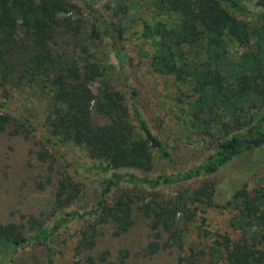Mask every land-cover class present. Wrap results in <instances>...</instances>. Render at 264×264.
I'll return each mask as SVG.
<instances>
[{"label":"trees","instance_id":"16d2710c","mask_svg":"<svg viewBox=\"0 0 264 264\" xmlns=\"http://www.w3.org/2000/svg\"><path fill=\"white\" fill-rule=\"evenodd\" d=\"M78 1L96 22L89 39L109 42L126 93L104 81L105 67L81 40L85 19L73 15L77 8L68 0H0V86L6 95L5 87L12 81L35 86L39 82L48 96L43 122L48 140L81 149L111 174L98 180V202L83 212L64 211L50 225L37 226L32 237L16 224L0 226V261L20 264L23 252L43 245L46 264H55L49 242L64 223L79 217L92 218L94 224L110 221L117 234L126 232L133 224V200L122 194L107 204L104 198L121 182L156 188L210 176L237 156L264 147V0H253V5L250 0H148L155 15L154 22L142 23L141 38L150 47L142 49V55L151 71L188 85L193 124L212 139L200 163L154 176L145 173L153 167L154 153L168 163L172 157L138 106V92L125 71L130 63L120 44L125 26L92 6V0ZM242 16L263 24L250 28ZM63 35L77 40L58 46L57 38ZM93 111L106 122H94ZM20 116L25 128L35 129L30 117ZM7 120V115H0V130L6 129ZM217 132L223 134L216 136ZM45 156L39 154L40 159ZM75 187L69 178L57 185L56 200L62 207L73 202ZM229 191L218 201L217 186L204 180L189 198L231 211L233 235L222 234L215 240L222 264H264V186L249 189L247 183H237ZM139 208L152 216L154 226L165 229H170L177 213L175 207L150 201ZM82 235L95 243L96 232L83 230ZM158 249L153 240L146 252Z\"/></svg>","mask_w":264,"mask_h":264},{"label":"rangeland","instance_id":"374dc122","mask_svg":"<svg viewBox=\"0 0 264 264\" xmlns=\"http://www.w3.org/2000/svg\"><path fill=\"white\" fill-rule=\"evenodd\" d=\"M68 1L76 5L77 14L73 15L85 19L81 40H85L84 44L89 45L105 67L104 81L126 93L109 42L105 38L91 41L89 32L96 22L89 18L88 10L78 0ZM248 2L254 4L253 0ZM91 4L109 19L124 24L125 35L120 44L130 59L125 71L138 92V106L172 157L168 163L154 153L153 167L145 173L149 176L161 172L168 174L200 163L209 153L212 139L200 133L193 124L189 114L192 100L188 85L172 76L151 71L141 52L150 48L141 38L142 23L154 22L155 14L149 1L92 0ZM242 18L250 28L263 24L255 17ZM57 40L59 46L60 42L73 44L77 38L63 35ZM235 53L234 49L233 56ZM74 55L79 56V53L74 51ZM5 88L8 94L3 95V86H0V115L8 116L6 129L0 130V226L16 224L27 237H32L37 226L50 225L56 217L63 216L64 211L83 212L98 202L101 199L98 180L111 173L105 172L98 161L90 159L81 149L61 142L54 145V141L48 140L43 132L48 96L46 89L39 87V82L35 86L26 81L20 84L12 81ZM126 103L131 111L129 101ZM20 114L30 117L35 129L25 128L28 126ZM92 117L96 123L106 122L95 111ZM222 134L217 132L216 136ZM40 153L46 154V158L40 159ZM66 178L76 182L77 187L73 202L62 207L56 200L57 185ZM204 180L217 186L218 201L224 200L230 187H236L237 183H247L249 189L264 186V147L237 156L210 176L156 188L121 182L104 198L105 203L111 204L119 195L130 196L133 224L129 229L117 234L110 221L94 224L92 218L86 220L79 216L68 220L49 242L55 264H222L215 240L222 234L233 235L229 226L232 213L189 198ZM149 201L176 208L170 229L154 226L152 216L140 210L139 206ZM83 230L89 234L96 232L93 245L83 238ZM174 230L176 235L172 233ZM153 240L158 242L159 249L148 254L146 250ZM46 251L45 246L35 245L23 252L20 264H46ZM0 264L11 263L4 260Z\"/></svg>","mask_w":264,"mask_h":264}]
</instances>
